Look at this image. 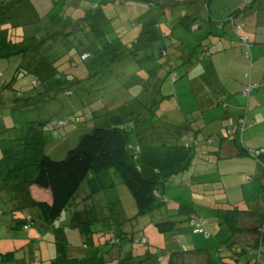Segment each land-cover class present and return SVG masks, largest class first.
I'll use <instances>...</instances> for the list:
<instances>
[{"label":"rangeland","instance_id":"374dc122","mask_svg":"<svg viewBox=\"0 0 264 264\" xmlns=\"http://www.w3.org/2000/svg\"><path fill=\"white\" fill-rule=\"evenodd\" d=\"M94 1L98 0H26L25 7L23 6L24 4L19 6L18 18H21V14H23L24 19L34 21L36 19L35 15L38 13L39 16H44L45 19L39 23L40 25L46 21L49 22L52 16L58 15L59 18L62 17L71 26V34L69 35L74 40L73 42H70L72 41L71 39H67L69 41L67 43L65 37L58 36L56 40L45 42L46 51L44 53L40 52L42 55H48L53 50L54 58L57 60V62H53L58 65L66 64L67 61L65 60L73 58L74 61H77V66L73 67L72 71L76 72L79 77L83 76L81 82L72 84L69 89L54 85L53 93H50V96H53L54 99L44 97L45 100L41 101L40 98L37 100V102H41L39 104H36V99L24 102V99L36 95L43 88L38 87V90V88L33 87L34 76L30 73L18 74L13 78L20 63L19 57L0 58V264L1 253L32 242L33 233H38L40 240L31 243L29 248L34 244L32 248L44 247V255L48 252L46 242L51 243L49 250H52L50 253L53 252V256L56 243L65 241L71 248L76 250V255L98 256L103 261V264H125L127 261H132V258L127 259L126 254L133 248L138 250L136 253L139 255L143 254V252L150 254L149 258L143 260H140L141 257L137 256V260L134 261L136 264H169V252L171 251H181L182 247L186 249L209 248L221 244V241L231 234V230L229 223L226 222L218 223L217 227L214 226L217 220L226 215L230 208L233 209L239 206L245 208L244 206L247 205L246 201L259 200L261 196H264V176L260 172L261 168H258L259 172L255 174L254 167L249 163H246L248 169H246L244 164L222 165L220 167L221 174L227 169L229 171L235 170L232 175L223 174L220 176L217 173H211L206 174L205 179H195L192 176L194 180L189 178L186 182L178 181L187 177V171L185 173L181 172L173 181L161 186L165 197L164 199H158V202L164 200V208L168 211L179 212L182 203L199 209L198 214L209 220L211 227L214 228L213 231L210 234L194 233L193 228L187 224V215L179 214L176 217L175 214L173 220L178 222L174 229L161 230L159 226L149 222L143 228L148 242L142 244L135 239L136 242L127 243L129 245L123 248L124 251H121L122 246L118 245V242H114V239H119L117 234H121L124 224L131 231L135 225L133 221L137 220L139 216H137L138 210L133 196L121 178H119L120 183H116L115 192L112 190V193L121 202L116 205L109 204L104 200V198L107 200L106 196L100 192L93 198V203L99 210L96 213V220L91 225L92 231L90 233L84 234L79 226L71 224L72 214L70 210L63 212L61 218L53 224L52 228L46 230L41 227L43 222L32 213L33 211L36 212V209L30 206L28 202V198L30 199L33 196L34 189H38L34 184L35 169L33 167V152L36 149H34V146H29L33 141L32 138L38 137L44 143L46 142V152H50L54 148H69L77 143L82 134L96 125L103 124L109 117V113H122L124 114V120H132V115L128 114L123 108H121V113L117 109L125 106V102L131 105V110L132 106L138 108L136 100L139 97L144 100L148 94L154 93L153 90L156 83L151 76V68H154L153 66L157 64L156 54H150V57L145 59L138 57L137 62L131 50L121 54V50L117 49L112 55L114 60L109 61L107 59L109 49L105 46L110 47L112 44L115 47H119L122 43L121 39L118 40V38L123 33L121 29L125 28H118L117 25L121 23V20H125L128 24L134 21L131 3L122 4L119 7H114L118 2L115 5H104L99 12L90 11V16L87 13L82 14L80 16L82 21L78 23L79 17L77 13L82 10L84 12L86 7ZM189 1L187 0V3ZM207 3L211 15L205 10L200 12L198 18L193 20L194 23L198 24L199 28L193 29L184 24L178 25L177 21L173 20L175 27H170V32L172 35L174 34L173 36L181 38V41L188 44L191 51L197 54L202 50V45H197L202 42L203 37L209 36V38H205V43L209 49L217 46L215 37L209 35V29H213L214 34L221 33L224 37L230 36L232 40H236V46L229 49H241L247 62H245V65L237 64L233 67L231 63V69L227 65L224 68L218 66V75L220 76L218 82H213V80L206 81L204 77L205 85L203 91L209 96L212 95L215 100L217 99L216 95L220 94L222 85L229 88L230 93L229 97L222 103L223 107L219 106L211 111H205L203 114L208 119L216 117L218 113H228L229 116L237 118L241 114H245L248 118V126L242 135L240 134L242 128H239L236 136H238V139H241L240 136H242L244 143L243 145L242 141H240L242 148L255 147L258 142L262 143L264 141V73L261 81H259L261 83H258L259 87H257L258 84L255 82L256 72L258 70L262 71L264 68L263 62H260L259 65L257 64L258 60L264 59V44H252L250 39L248 41L249 44L246 45L244 37L248 36H244L240 29H232V24L224 23L222 19L226 18L231 11L239 10L240 14L236 17L237 23L243 25H249L250 22L257 23V29L264 31V26H262L264 24V0L262 2L258 0L253 7L250 6L249 15H247L249 12L244 14L247 0H209ZM94 4L92 3V5ZM30 5L35 7L36 13L29 14ZM203 6L205 8V5ZM104 11L105 14L103 13ZM44 27L35 30V34L39 39L50 35V32L46 31L47 29H58L57 26L55 28ZM135 28L131 32L128 31L127 36H132L133 31L137 32ZM43 29L47 32L46 36V32H43ZM206 29L208 30L206 31ZM242 29L246 31L244 27ZM148 39V37L143 38L142 44L144 46L147 45ZM94 40H97L96 43ZM237 42H241L243 46L237 44ZM227 44H229L228 41ZM73 45L74 50H72ZM78 46L79 50L81 48L89 50L91 56L87 61L79 59V55L76 52L78 49L75 48ZM66 49L70 50V52L69 55L64 57ZM83 51L85 52V50H81L79 53L81 54ZM117 51H120V53ZM212 54L215 57L220 54V51ZM116 55L117 57L115 58ZM34 57L39 58L37 54L35 56H27L30 61ZM30 61L26 60L27 63H30ZM253 64L255 65L254 68H252ZM174 70L176 71V69ZM177 72L181 73V70H177ZM170 74L168 73L164 80L160 82L163 90L156 97L159 107L154 108L152 113L156 120L155 123L163 122L182 128L184 134L181 139L179 141L173 140L187 151L189 147V143H187V127H192V120L188 119V114L190 113L187 112L194 109L201 110L203 108L202 100L206 98L202 94L196 96L192 87L189 88L192 83L187 86H180L181 83H177V88L173 89L175 81H173ZM182 79L189 80L187 77H182ZM5 83L9 85L3 86ZM127 83H129L130 88L125 87ZM251 87L250 92L245 94L244 91ZM68 90L71 91L70 95L67 92ZM110 91L117 92L112 94ZM18 93L22 94V99H19L20 102L18 101L19 103L17 104L16 97ZM105 102L109 106L103 107ZM77 116L79 121H75ZM58 118L69 122L58 126ZM39 121H46L47 123L43 127ZM251 124L254 127L250 128ZM158 128L163 129V127ZM162 131L164 132V130ZM52 155L60 157L59 152H57V155ZM245 157L250 159L251 156ZM23 158L28 162L27 166L24 167L25 169H23L24 177L21 179L19 178L20 172L16 171L15 168ZM262 160L264 162V159ZM224 161L222 160L221 162ZM251 167H253V171ZM191 169L194 170V166ZM10 171L11 174L9 175L11 176L5 178ZM108 171L111 175L107 176L108 181L114 182V184L119 181L114 174L119 175L115 168H111ZM241 171L243 173H240ZM247 175H250V177L254 175L255 179L247 181ZM94 177L96 178V176ZM219 177L222 180H217ZM87 181L80 187L79 193L84 190ZM8 182L11 184L17 182V184L13 188L12 185L7 184ZM94 182V186L100 184V180L98 182L94 180ZM18 187L24 190V194L20 192L21 190ZM216 202V206L212 205ZM241 202L245 205L241 204ZM22 204L26 205L27 209H25L28 219L31 220L34 217L36 220V225H31L29 230H25L23 224L19 223L22 215L26 214L25 209L21 208L25 206ZM213 213L218 214L215 215ZM119 215L125 216L127 220L120 221L118 219ZM180 220L182 221L180 222ZM250 224L246 217H242L240 220V225L243 227H247ZM208 227L210 228V225ZM45 232H47V236L43 237ZM239 235L241 237L237 236V239H240V241L236 240L238 243L241 242V244L247 245L254 241V235L246 233ZM257 252L256 248L250 249L247 256H256ZM161 256H163V259H160ZM244 260H247L246 257H244ZM177 262L200 264L196 263V258L193 255L188 254L178 257Z\"/></svg>","mask_w":264,"mask_h":264},{"label":"trees","instance_id":"16d2710c","mask_svg":"<svg viewBox=\"0 0 264 264\" xmlns=\"http://www.w3.org/2000/svg\"><path fill=\"white\" fill-rule=\"evenodd\" d=\"M172 1L174 0H98L92 2L95 3L94 5L91 3L86 9L84 8V12L82 10L77 13L79 17L78 23L82 21V17H80L82 14L87 13V15L90 16L91 12H99V10H102V6L104 5H115L116 2H118L114 7H119L122 4L131 3L132 7H134L132 11L133 15H135L134 18L132 17L134 21L128 24L125 20H121V23L117 25L118 28H125L121 29L123 33L121 35L119 34L120 37L118 38V40L121 39L120 41L122 43L119 47H115L112 44L110 47L105 46L109 49L107 59H109V61L114 60L112 55L117 49L121 50V54L131 50V53L135 55L138 62L136 49L145 46L139 39L127 36V32H131L134 30L133 28L136 27V31L140 32V35L142 34L146 37L151 33V29H158L160 32L159 39L164 43L156 48L155 54L157 64L159 65L164 62L165 64H162L164 65V71L171 73L170 75L173 81H177L178 79H182V77H187L188 73L185 70L186 74L183 71V73H180L181 75H178L176 71L180 66L184 68L189 62L191 67L195 64L201 65L204 58L209 56L213 50L210 51L205 43V38H209V36H207L203 37L202 42L197 45H202L200 53L197 54L196 52H192L189 45L182 42L181 38L171 34L170 27H175L172 21L175 20L178 25L184 24L187 27L196 29L199 28V26L194 23L193 20L200 16V12L206 10L208 14L211 15V11L207 3L209 0H190L189 3H187V1H178L176 4L170 6L173 8V12L170 17H167L168 5ZM257 1L258 0H247V4L244 7V14H247L250 11V6L253 7ZM262 1L263 0H260V2ZM191 3L193 5H186ZM22 4L26 6V0H0V58L10 59L15 56L19 57L20 63L16 68L13 78L18 74H33V87H42L43 90H39L38 88L39 92L34 96L24 99V102L36 99V104H39L41 102H37V100L40 98L41 101L45 100L44 97L54 99L53 96H50V93H53L54 85L56 87H67V89H69L72 84L81 82L83 76L79 77L76 72L72 71V68L77 66V61H74L73 58L65 60L67 61V63L65 62L66 64L58 65L53 62H57L54 58L53 50L49 52L48 55H42L40 53L46 51L44 47L46 44L44 43L48 40L49 42L51 40H56L58 36L65 37L67 43L69 42L67 39L72 40L71 35H69L71 34V26L67 24L66 20L55 15L52 16L50 20L48 18L49 22L46 21L39 25V23L43 21L44 16H39L34 10L35 7L32 5L29 6L28 10L31 14L36 13V19L34 21L24 19L23 14H21V18H18L19 14L16 8ZM140 4L147 10L146 12L144 10L145 13L137 8ZM203 5H205V8ZM103 13L105 14V11ZM141 13L144 14L142 18L139 17L142 15ZM239 14V10L231 11L226 18L222 20H224V23L232 24V29H240L244 36H248L244 37L246 45L249 44L248 41L250 39V43L252 44H264V31L262 29H257V23L250 22L249 25L237 23L236 17ZM249 14L250 12L247 15ZM145 17L148 18L147 22H144ZM43 26H45L44 28L48 26H50V28H55V26H57L58 29H47L46 31L50 32V38L47 36L39 39L35 34V30H39L40 27ZM262 26H264V24H262ZM243 27L246 31L242 29ZM166 29H168L169 33ZM207 30L208 29H206V31ZM46 31L44 30L43 32ZM208 32L210 36L217 38V40L219 38L227 40L230 47L236 46V40H232L230 36L224 37L221 33L214 34L212 33L213 29H209ZM172 38L174 39L171 41ZM73 41L74 40L70 42ZM94 41L96 43L97 40ZM237 44L243 46L241 42H237ZM75 48L78 49L76 52L81 61H87L90 58L91 54L88 49L81 48L79 50V46ZM72 50H74V45L72 46ZM81 50H85V52L83 51L81 53L82 56L84 53L87 54V57L84 59L79 53ZM69 52L70 50L65 51L64 57L69 55ZM117 52L120 53V51ZM35 54H37L39 58L34 57L32 61L27 58V56H35ZM116 57L117 55L115 58ZM148 57H150V55L146 56V58ZM160 58L161 60H158ZM26 60H29L30 63H27ZM174 69H176V71ZM87 79L89 78L87 77ZM8 85L9 84L5 83L3 86ZM125 87L130 88L129 83H127ZM257 87L259 86L257 85ZM251 89L252 87L245 90L244 93L248 94ZM67 92L69 95L71 94L70 90ZM110 92L116 94L117 91ZM21 95V93H18L16 97L17 104L20 102L19 99H22ZM136 101L138 102V108L132 106L133 108L131 110V105L125 102V106L117 109V111L121 113V108H123L128 114L132 115V120H124V114L122 113H109V117L103 124L96 125L82 134L77 143L69 148H61L62 150L54 148L51 149L50 152H46L45 146L47 143H44L41 138H32L33 141L29 146H34V149H36L33 152V167L35 169L34 184L39 188L48 190L51 196L49 200H36L32 196V198H28V202L30 206L36 209V216L40 221H43L45 225H53L54 222L61 217L63 212L70 210L72 214L71 224L73 226H79L84 234L90 233L92 231L91 225L97 218L96 213L98 211L93 203V198L94 195L98 193L96 190L98 188L95 187L89 191V187H92V181L96 180L94 176L97 177L101 173L115 168L118 171L119 178H121L134 198L138 210L137 216L152 215V217H150L151 221L159 226L161 230L168 228L172 230L176 227L178 222L177 220H173L175 214L176 217L179 214H185L187 215V224L193 228L194 233L210 234V232L213 231L214 228L211 227L209 220L198 214L199 209L185 203L180 205L179 212L174 210L168 211V214L163 216L159 210L164 206L165 201L158 202V199H164L165 197L161 186H165L170 181H173L179 173H185L187 171V177L184 180H178L179 182H186L189 178H193L194 171L191 169L193 166L200 165L203 161L210 158L217 159L218 147H212V145L208 144L210 143L208 139H206V147L204 145L200 146L199 142L201 140L199 139V131L193 127H187V143H189V147L187 151H185V148L182 149L183 146H180L177 144L178 142L176 143V141H174H179L184 134L180 126L163 122L155 123L156 120L152 112L153 109L158 106L156 96H152L151 93L148 94L144 100L139 97ZM107 106H109V104L105 102L103 107ZM146 112L149 114L147 115ZM75 121H79L78 116ZM68 122V120L61 118L57 120L58 126L67 124ZM46 123V121L40 122L43 127ZM247 124L246 115L241 114L238 118L237 125H226V137L232 136L238 139V136H236L237 131L239 128H242L240 130V134L242 135L248 126ZM158 127H163V129H159ZM162 130H164V132ZM188 134L190 135L188 136ZM240 137L241 139H238L239 143L240 141L243 143V138L242 136ZM167 140H171L170 142L172 143L166 142ZM57 152H59L60 157H54L52 155H57ZM239 152L241 156H251V163L257 168L255 174L259 172L258 168H261L260 172L262 176H264V162L262 160L264 159V141L262 143L258 142L255 147L253 146L251 148H242V144L240 143ZM27 162L28 161L23 158L22 161L16 165L15 170L20 172L19 178L21 179L24 177L23 169L27 166ZM9 174H11V171L5 178H9L11 176ZM254 179V175L251 177L247 175L246 177L247 181H253ZM86 181L87 183L84 187L85 193L84 190L80 192L85 194L82 196L84 199H82L81 203L77 206L75 201L80 197L78 191ZM7 184L15 188L17 182L15 184L8 182ZM18 189L24 194V190L20 187H18ZM246 202L247 205L241 202V204L245 205V208L242 206H239L240 208H230L228 213L220 217L217 223L214 224V226L217 227L218 223H229L231 234L225 240H222L221 244L209 248L186 249L182 247L181 251H171L169 252V264H188L177 262L178 257L187 254L193 255L196 258V263L198 262L200 264H264V196H261L259 200H250ZM216 204L217 202L212 205L216 206ZM21 208L25 209L26 205ZM26 209L24 210L26 214L22 215V219H20L19 223L23 224L25 230H29L31 225L35 224L34 222H36V220L34 217L31 220L28 219ZM213 214L217 215L218 213ZM246 214H255L256 217H258L255 224L247 227L240 225V220L243 215ZM126 220L127 219H125V221ZM181 221L182 220H180V222ZM209 225L210 228L208 227ZM242 233L254 235L253 243L247 245L241 244V242L238 243V241H236L238 240L236 236ZM117 235L119 239H114V242H118L117 244L122 246L121 251H124L123 248L129 245L127 243L136 242L135 239L142 244L148 242L143 231H138L134 235L131 231H125L123 228L121 234L119 233ZM33 242L37 241L32 240V242L19 248L1 253V264H103V261L98 256L87 257L76 255V250L71 248L65 241L56 243L53 256L50 252L44 255L43 248H32L35 244L29 248ZM253 248H256L258 251L256 256L248 257L247 254L250 249ZM131 251L132 250H130V252ZM137 256H140V260H143L149 258L150 255L148 252L147 257L143 256V254L139 255L138 253L128 252L126 254L127 259L132 258L133 260L125 263L136 264L134 261L137 260ZM244 257H246V261ZM160 259H163V256H161Z\"/></svg>","mask_w":264,"mask_h":264},{"label":"crops","instance_id":"0c3cea01","mask_svg":"<svg viewBox=\"0 0 264 264\" xmlns=\"http://www.w3.org/2000/svg\"><path fill=\"white\" fill-rule=\"evenodd\" d=\"M178 1L184 2L187 0H174V1H172L168 5L167 14H166L167 17H170L171 13L173 12V8H171L170 6L176 4ZM137 8L140 9L143 13H145L147 11L144 8V6L141 4H140V6L138 5ZM19 10H20V7H17L16 11H19ZM144 10H145V12H144ZM143 13H141L142 15L139 16L140 18L143 17V15H144ZM29 14H30V12H29ZM134 16L135 15L132 14L133 18H134ZM147 20H148V18L145 17L144 22H147ZM166 31H168V29H166ZM159 33L160 32L158 31V29H151V33L148 36H146L149 38V40H147L148 41L147 45L145 47L136 49L138 57L145 59L147 55H150V54L155 55L156 48L164 43V42H162L161 39H159V37H160ZM132 37L139 39V41H141V43H142L143 38H144V36L142 34L140 35V32H133ZM215 39L217 41V46L215 48L209 49V50L210 51L213 50L212 53L220 51V54H217L214 57L213 54L211 53L209 56L204 58V60L201 64L202 66L195 64L194 66L191 67L190 62H189V64H186L184 68H182L180 66L177 70H181V73H183V71H184L185 74H186V72H185V70H186L188 72L187 73V79L189 78V80L178 79L177 81H175L174 88H173V89L177 88V86H176L177 83H181L180 86H187L189 83L190 84L192 83L189 86V88L192 87L196 96H199L202 94V96L204 98H206V99L202 100L203 108L201 110L200 109H194L192 111L187 112V113H190V114H188V119L190 121L192 120L191 121L192 127L199 131V139L201 140L199 142L200 146L204 145L206 147V145H207L206 139H208V141H210V143H208V144L212 145V147L213 146H216V148L218 147L217 159L216 158H210L206 161H203L200 165L194 166V170H193L194 175L193 176L195 179H205L206 174H211V173H217L220 176H222L223 174H231L232 175V173L235 172V170L229 171L227 169L225 172H223L221 174L220 173V171H221L220 167L222 165L228 166V165L244 164L246 166V163H249L253 166V164L251 163L252 160L248 159L249 157L246 158L245 156L239 155L240 154V152H239V145H240L239 140L235 139L232 136L226 137V133H225L226 125H230V126L231 125H233V126L237 125L238 118L235 116L231 117L228 115V113H222V114L218 113V115L216 117H214L212 119H208L203 114L205 111H211L215 108H218L219 106L223 107L222 103L225 102L224 100H226V98L229 97V93H230L229 88L222 85V89L220 91V94L216 95L217 99L215 100V98L212 95L209 96L208 94H206L203 91L204 85H205L204 77L206 78V81L207 80H213V82H215V81L218 82L220 80V76L218 75V66L224 68L227 65V67L231 69V63H232V67H233L234 65H237V64L238 65L239 64L245 65V62H247L246 58L244 57V55L241 51V49L235 48L233 50H230L229 49L230 46H229V44H227V40H225L224 38H222V39L219 38L218 40H217V38H215ZM255 51L257 53L256 48H255ZM258 53H260V52H258ZM158 60H161V58ZM238 62H240V63H238ZM260 62H263V65H264V59L258 60L257 64L259 65ZM163 63H160L159 65L156 64L154 66V68H151V76L155 80V83H156L154 85V90H153L154 93L152 94V96L157 97L158 93L163 90V89H161L160 82H162L164 80V78L168 75V71L165 72L163 69V66H164V65H162ZM254 67H255V65L253 64L252 68H254ZM176 73L178 75H181L177 71H176ZM263 73H264V68L262 69V71L258 70L256 72L257 76L255 75V82L257 84L261 83L259 81H261ZM258 74H260V75H258ZM188 76H191V77H188ZM258 86H259V84H258ZM187 94H188V92H187ZM220 98H221V100H220ZM257 98H258V95H257ZM146 114L148 115L149 113L146 112ZM247 122H248V118H247ZM249 127L252 128V127H254V125L251 124V126H249ZM170 141L167 140L166 142L172 143ZM222 160H225V161L221 162ZM253 167H251L252 171H253ZM246 169H248L247 166H246ZM254 170H257V168L254 167ZM240 173H243V171H241ZM109 175H110L109 171L103 172L100 175H98L96 177L97 182L100 180V184L98 186H96V185L94 186V184H95L94 180L93 181L90 180V181H92V184H91L92 187H89V191H91L93 188L97 187L98 189H96V190L98 191V194L100 192L102 195H105L107 200L105 198H104V200L107 203L116 205L121 201H120V199H118V197L114 193H112V190L115 192V186L117 185L116 183H120V179L115 174V177L118 178L119 181H116L114 184V182H110L107 180V176H109ZM194 178H192L191 180H194ZM217 180H222V178L219 177ZM198 183H200V182H198ZM37 188L38 189L35 188L34 192H33V198L34 199H36V200H42V199L49 200L50 199L51 195H50L48 190L39 188L38 186H37ZM84 193H85V190H84ZM84 193H80V197L75 201L77 206L79 203H81V200L84 199L82 197L85 195ZM95 196H96V194L94 195V197ZM97 210H99V209L97 208ZM159 212L161 214H163V216H166L168 214V210L165 209L164 206L161 207ZM32 213L35 216L37 214L35 211H33ZM243 217H246L248 219V222L251 223L250 225L255 224V222L258 220L257 219L258 217H256L255 214H252V215L246 214V215H243ZM118 219L120 221H125V219H127V218H125V216L119 215ZM134 222H135V225L133 224L134 227L131 230V232L134 233V235H135L138 231H143L144 226L147 223L152 222V221L150 219V216L146 215V216L138 217L137 220L133 221V223ZM34 223L36 225V222H34ZM52 226L53 225L47 226L44 223L41 225V227H44L46 230H48L49 228H52ZM122 227L124 228L125 231L126 230L129 231L126 228L125 224ZM46 233L47 232L44 233L43 237L47 236ZM32 235H33L32 240H34V241L40 240V236L38 233H33ZM237 236H239V238L241 237L239 234ZM237 236H236V238H237ZM238 240L240 241V239H238ZM46 243H47L48 252L52 251V250H49V246L51 245V243H48V242H46ZM43 250H44V247H43ZM131 252L136 253V252H138V250H134V248H133ZM131 252L129 251V253H131ZM143 256H147V252L146 253L143 252Z\"/></svg>","mask_w":264,"mask_h":264},{"label":"built area","instance_id":"2783aa9c","mask_svg":"<svg viewBox=\"0 0 264 264\" xmlns=\"http://www.w3.org/2000/svg\"><path fill=\"white\" fill-rule=\"evenodd\" d=\"M86 57H87V54H84V55L82 56L83 59L86 58Z\"/></svg>","mask_w":264,"mask_h":264}]
</instances>
